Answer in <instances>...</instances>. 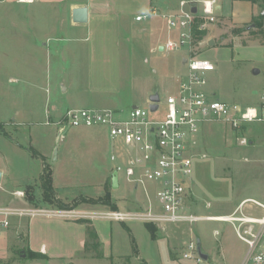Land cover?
Masks as SVG:
<instances>
[{"label": "rangeland", "instance_id": "1", "mask_svg": "<svg viewBox=\"0 0 264 264\" xmlns=\"http://www.w3.org/2000/svg\"><path fill=\"white\" fill-rule=\"evenodd\" d=\"M159 1L152 0L153 6L158 9ZM218 1L226 10H232L233 15L255 14L260 8L256 17L262 18L260 11H263L264 0H237L236 4L227 0ZM177 2L169 0L165 10H175ZM165 10L161 9L162 12ZM226 10L220 11L213 29L204 31L197 44L191 46L190 52L185 46L174 51L152 48L156 37L163 44L168 39L165 20L161 17H147L138 24L149 27L147 32L131 42L127 41V37L123 38L121 44L122 84L127 87L130 84L131 88L123 89L124 94L117 104L110 106L111 109L121 113L133 106L146 109L149 95L154 93L159 97V110L153 119H160L166 109V97L175 94L178 78L187 73V66L181 62L182 57L194 54L203 59L208 57L206 60L215 68L207 75L205 85V92L211 98L239 105L258 103L264 96V48L254 45L264 46V19L260 28L246 31L247 25L254 24L252 18L249 22H233ZM66 14V9L61 5L0 0V129L14 131L12 126L16 122L11 119L15 114L36 123L33 127L25 125L21 128L23 135L21 133L14 137L25 142L32 128L40 133V140L35 144L38 149H44L52 141L49 149H57L59 161L55 166L54 163L50 164L52 151L50 159L46 157L43 163L50 169L54 166L56 177L60 176L55 179V191L67 200L44 201L39 196L38 179L34 181L26 177L27 173L33 171V166L23 160L19 162L20 157L19 160L15 159L14 149L0 134L3 180L7 182L6 189L9 191L16 188L12 185H21L19 187L22 188L28 179L36 183V186L32 185L35 192L33 202L26 198L12 199V205L48 211L98 213L112 210L103 201L105 194H108L111 204H118L120 210H126L123 209L124 204L134 206L136 199L145 198L143 188L146 193H153L150 183L140 186L135 193L122 173L118 174V189H111L112 168L124 162L126 149L120 143L112 146L104 126L64 125L62 114L66 110L95 109L100 105L84 93V64L76 43L62 40L69 28ZM177 36L178 31L173 30L171 39L175 40ZM207 40L214 41V46L226 49L212 50L208 56H203L202 53L209 48ZM71 44L73 52H70ZM236 45L241 49H236ZM253 70L259 71L255 77L252 76ZM127 91H130L129 95ZM124 112L122 119L126 117ZM259 116L263 121L246 123L243 128L235 130L218 122L203 124L194 149L196 156L192 161L189 183L192 193L190 208L194 212L202 215L229 214L244 199H254L264 204V115ZM55 133L60 134L57 141L53 138ZM113 152L118 157L115 162L110 160ZM10 165L12 169H9ZM4 195V204H9L7 199L12 196ZM206 203L210 204V208H205ZM247 210L256 216L263 214L255 206H247ZM111 224L114 241L116 239L112 257L109 258V255L101 259L99 247H88L85 249V259H78L77 264H232L235 259H243L247 251L246 245L236 237L228 223L155 226L157 234L154 239L142 222L125 223L132 234L121 225L123 223L112 221ZM25 225V219H14L11 228H19V233L0 238V264H46L40 259L28 257L22 235ZM215 230L217 236L213 235ZM190 238L200 244L203 252L208 247L212 249L214 257L211 262L197 263L182 258ZM55 264L74 263L60 261Z\"/></svg>", "mask_w": 264, "mask_h": 264}, {"label": "built area", "instance_id": "2", "mask_svg": "<svg viewBox=\"0 0 264 264\" xmlns=\"http://www.w3.org/2000/svg\"><path fill=\"white\" fill-rule=\"evenodd\" d=\"M21 4H33L38 0H16ZM196 6V13L191 6ZM220 13L218 0H179L174 12H162L152 7L149 13L136 16V21L147 17H161L165 20L168 33L178 31L175 40L171 37L164 44V49L174 51L186 47L191 51L195 41V32H207L215 25ZM264 11L260 12L262 16ZM187 73L181 77L175 94L166 97L165 112L160 119H153L158 113L137 106L132 107L123 117V112L112 109H68L63 114L64 125L71 127L104 126L112 146L118 143L126 149L124 162L116 164L114 172L122 173L132 189L153 185L155 202H148L134 211L108 210L92 213L78 210L48 211L43 208H30L12 205H0V238L11 228L14 219L34 217H53L62 219H103L119 223L132 221L150 223L159 228L170 224L186 223L190 226L197 222H222L231 225L236 237L243 242L247 251L240 264H264V204L254 199L242 200L229 214L202 215L190 208L192 161L196 156L197 137L205 123L218 122L232 130L241 129L246 123L263 121L256 107L242 106L211 98L205 92L207 75L215 68L202 57L185 58ZM264 102V96L261 97ZM60 126V123H58ZM63 128L59 130L62 133ZM118 157L113 152L110 160ZM144 193L148 198L145 188ZM14 198L23 200V190L12 192ZM255 206L263 212L256 216L247 210ZM206 208L210 204L206 203ZM217 236L218 232L214 231ZM198 243L190 238L182 253V258L202 259L197 253Z\"/></svg>", "mask_w": 264, "mask_h": 264}, {"label": "crops", "instance_id": "3", "mask_svg": "<svg viewBox=\"0 0 264 264\" xmlns=\"http://www.w3.org/2000/svg\"><path fill=\"white\" fill-rule=\"evenodd\" d=\"M168 1L169 0H160L159 10L161 9L165 10L166 2ZM227 1L228 2L231 1V3L233 4L237 3V0H227ZM34 3L51 5V6L61 5L66 9L67 12L66 15L68 16L67 18L69 21V28L68 31H66L63 34L64 37L62 38V40L67 41L68 43H73V42L76 43L78 52L81 54L83 58L84 93H86L88 96H91L92 97L91 99L92 100L94 99L93 101L95 103L100 104L98 106L99 108H95V109H111L110 106L117 104L121 98V95L124 94L123 89L129 87L131 88L130 84L128 87L122 84V69H121L122 39L123 38L126 39L127 37V41L131 42L132 39L136 38L137 36L142 37L144 33L147 32V29L149 27H146L145 25H138L142 23L143 20L136 21L135 18L136 16H142L149 13L152 7H156L155 5L153 6L152 0H38ZM219 5H220L221 13L222 10L223 11L226 10L223 4L221 5L219 3ZM76 7L87 8L86 23L75 24L72 22L71 12L72 9ZM177 8H178V2L175 10L173 11L165 10V11L174 12L177 10ZM259 9L260 8H258V12ZM226 12L229 13L230 17L232 18V21L237 23L249 22L250 19L256 16L258 13V12H256L255 14L250 13L248 15H245L244 13L242 15H237V14L233 15L232 10L231 11L226 10ZM155 24L160 25L159 23H155ZM213 27L214 25L211 26L209 31H211ZM170 35L171 33H168V38L170 37ZM210 42L212 44H209ZM164 44L162 43L159 37L158 38L156 37L154 39V46L152 48H156L159 51H163L165 50L163 48ZM207 46L209 48L204 53H202L203 56H208L209 51L212 50L216 51L217 49L224 48V47L214 46V41L212 40H207ZM237 46L238 45H236V49H241ZM254 46L264 48V46H262L261 44H256ZM69 47L71 49L70 52H73L72 44ZM233 47H235V45ZM206 59L209 58L207 57ZM183 60H185L184 57H182L181 59L182 63ZM185 75H183L182 77H184ZM255 75L256 74L254 73L252 74V76L254 77ZM180 78L181 77H179L177 80L178 83ZM129 92L130 91H127L126 94L129 95ZM151 95H149V97ZM248 104L249 105H242V106L256 107L259 114L264 115V102L261 101V98L258 100V103L255 104L248 103ZM75 109H83V108H75ZM112 110L115 109L113 108ZM129 110H125V112L122 110V112L126 113ZM11 120L16 122L15 123L16 125L12 126V129L14 131L6 130L3 131L4 133L0 132V134H2L5 137L8 143L11 145L12 149H14L13 151L15 152L13 153H15L16 155L15 159H18V157H20L22 159L20 160L18 159L19 162L23 160L27 165L33 166V171L27 173L26 177L32 178V180L37 181L44 167V163H43L44 159L46 157L50 159L51 152L53 151V148L51 150L49 149L50 146H52V141L48 143L44 149H38V147L35 144L36 142H39L38 140H40L38 138L40 133L39 131L32 130V128L31 130L29 129L28 138L25 139V142L19 141L14 136L17 134L20 135L21 133H22L21 135H23L24 130H21V128L24 127L25 125H30V127H33L34 125H36V123H32L31 121L24 120L23 117H19V114L13 115ZM53 138L55 141H57L60 138V134L55 133L53 135ZM30 149L34 150L37 153V157L32 156V152L30 151ZM58 161H59V154L57 153L54 166L55 164H57ZM54 166H52L51 172H52V185L55 191V185H54L55 179L57 180L58 178H60V176L56 177ZM9 169H12L11 165L9 166ZM3 177H4V171L0 168V205H12L11 204L12 199L13 200L17 199L12 196V192L16 190L24 191L25 187L28 185L36 186V183L34 184L32 180L28 179L27 181H25L26 183H24V186L22 188L19 187L21 185H12V187L14 186L16 188H14L13 191H9L6 189L8 185L7 182L3 180ZM28 182H32V183H28ZM151 188H153L152 184H151ZM138 189L139 188L132 190L136 193L137 191H139ZM4 193L10 194L12 196L11 199H7L9 204H4V201L6 200ZM40 195H41V191L39 196ZM55 195L58 199L67 200V198L64 199L61 198L56 191H55ZM86 198H91V197L86 196ZM145 198L141 200L136 199L134 206L128 203L124 204L123 209L134 211L140 207L146 206L149 201L155 202L154 192L152 194H148V198L146 196ZM16 203H18V201ZM115 205L119 209L118 204ZM12 206H19V204L16 205L14 204ZM205 208H206V204H205ZM85 210H90V209H85ZM25 221H26V225H25L26 229L22 234L24 236L25 248L28 251L39 253L46 257V259H40V261L46 262V264L47 263L55 264L60 261L77 264L78 259H83V260L85 259L84 257L85 249H86L85 244L88 241L86 224L70 219L53 218V217H34L30 219H25ZM89 222H90L89 225L95 232L97 241L99 243L98 247L101 252V259L108 258L109 255L112 254V250L114 248L116 241V239L114 241V231L111 224L112 221L103 220V219H92ZM121 225H123V227H125V229H127L128 232L130 231L129 233L132 234L130 228L126 224H121ZM15 228L14 229L11 228L6 233L5 236L8 238L10 235H12V233L17 235L19 233V228L18 229ZM204 253L208 257L206 261L211 262L214 257L213 256L214 253L212 252V249L208 247L206 248V251ZM111 257L112 255L109 258ZM210 257H212L211 260H209ZM241 261L242 259L240 260L235 259L232 264H240Z\"/></svg>", "mask_w": 264, "mask_h": 264}, {"label": "trees", "instance_id": "4", "mask_svg": "<svg viewBox=\"0 0 264 264\" xmlns=\"http://www.w3.org/2000/svg\"><path fill=\"white\" fill-rule=\"evenodd\" d=\"M262 9L264 11V6ZM261 17L262 18H258L256 16H254L252 18V23H254L256 28H260L262 26L264 14ZM202 35H203L202 32H195L194 44H197L198 40L201 38ZM0 132L4 133L3 130H1V129H0ZM30 151L32 152L33 157H37V153L34 150L30 149ZM38 183H39V187H40V191H41V198L44 201H48V202L54 201V200L56 202L59 201V199L55 195V191H54V188L52 185V172H51V169L49 168V166L44 165L42 173L38 179ZM24 194H25V198L27 201L33 202V200H34V187L29 186V185L26 186L24 189ZM81 198L84 200V202H86L85 198H83V197H81ZM103 201H104V203L106 202L107 205L109 204V206L111 207L112 210L118 209L114 203L113 204L110 203V198H109L108 194H105ZM78 222L84 223L87 225L86 231H87L88 241L86 242L85 247L86 248L98 247L99 243L97 241L95 232L93 231V229L89 225L90 222L89 221H78ZM145 228L150 233L151 237L154 239L156 237V227L153 224L145 223ZM26 252H27L28 257H31L32 259H46V257L42 254L34 253V252H31L28 250ZM100 257H101V255H100Z\"/></svg>", "mask_w": 264, "mask_h": 264}, {"label": "water", "instance_id": "5", "mask_svg": "<svg viewBox=\"0 0 264 264\" xmlns=\"http://www.w3.org/2000/svg\"><path fill=\"white\" fill-rule=\"evenodd\" d=\"M191 12L192 13H196V6L193 4L191 6ZM72 22L75 24H84L87 21V8L86 7H76L74 9H72ZM255 25L254 24H250L248 26H246L245 30L248 31L252 28H254ZM209 44H212L211 42ZM186 60H183V63L185 64ZM254 74H258V70H254L253 71ZM149 109L151 111H155L158 108V103H159V97L158 94H152L149 99ZM56 153H57V149L54 148L53 149V154H52V158H51V162L50 164H53L56 160ZM111 189L112 190H116L119 187V181H118V175L116 172H113L111 175ZM197 253L199 255V257L202 259V261H206L207 260V255L202 251L200 244L198 243L197 245Z\"/></svg>", "mask_w": 264, "mask_h": 264}]
</instances>
